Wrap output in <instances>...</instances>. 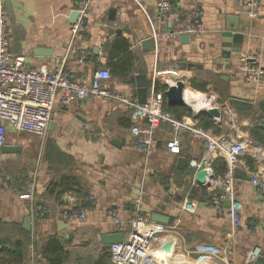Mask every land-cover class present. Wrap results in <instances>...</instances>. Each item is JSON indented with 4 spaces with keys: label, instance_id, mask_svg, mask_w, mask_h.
I'll return each mask as SVG.
<instances>
[{
    "label": "crops",
    "instance_id": "0c3cea01",
    "mask_svg": "<svg viewBox=\"0 0 264 264\" xmlns=\"http://www.w3.org/2000/svg\"><path fill=\"white\" fill-rule=\"evenodd\" d=\"M157 1L93 0L83 31L73 40V0H5L10 52L24 56L34 68L46 65L55 70L63 65L74 79L91 78L97 69L108 68L112 79L107 85L136 101L137 75L147 77V99L164 91L156 90V83L167 88L183 79L188 88L213 95L220 106L231 98L250 102V109L236 110V115L245 127L247 114L254 113L256 127L264 132L260 127L264 75L257 83L246 82L237 71L238 53L226 62L222 43L227 21L238 18L239 32L244 34L241 51L260 52L264 66V0L256 18L248 17L244 0H172L170 14L161 21ZM190 14L200 18L204 33L189 35L188 42L180 37L157 39L161 31L184 24ZM150 38L153 50L146 51L142 41ZM128 62L131 70H121ZM166 107L172 108L167 100ZM173 108L177 117L189 115L202 126L200 116L186 106ZM131 112L122 103L95 99L69 105L58 102L45 139L8 126L7 141L0 148V264H49L44 249L51 236L60 238L68 250L64 264H98L102 258L103 264H111L110 245H104L101 237L122 229L127 232L136 198H141L149 222L168 229L158 239H176L177 254L195 262L208 259L223 264L225 257L231 264H255L249 262L248 253L260 248L264 258V199L250 181L236 178L243 208L239 228L229 242V207L214 206L222 187L198 184L189 166L194 154L198 159L204 155V144L197 146L195 139L184 134L182 153L171 155L166 149L171 128L163 125L146 156L131 134ZM211 119L214 127L208 128L215 133L233 132L228 117L220 124ZM181 157L187 162L180 164ZM225 168L224 160L218 159L215 177L223 176ZM239 169L247 176L250 171L264 174V151L257 158L247 157ZM29 190L33 198L21 199ZM186 199L196 206L195 213L182 209ZM38 206L44 210L42 216ZM113 211L121 227L114 222ZM83 212V221L67 218V214ZM155 213L168 217L169 224L154 222ZM27 218L30 225L25 227ZM61 222L68 227L61 230Z\"/></svg>",
    "mask_w": 264,
    "mask_h": 264
},
{
    "label": "built area",
    "instance_id": "2783aa9c",
    "mask_svg": "<svg viewBox=\"0 0 264 264\" xmlns=\"http://www.w3.org/2000/svg\"><path fill=\"white\" fill-rule=\"evenodd\" d=\"M73 3L74 10L78 12L77 21L72 26L74 40L84 29L93 0H73ZM244 4L248 17L259 16L260 0H244ZM156 8L159 20H164L172 10V0H158ZM8 23L5 0H0V148L7 141L8 126L17 133L45 139L58 102L69 105L79 100L95 99L122 103L132 111L130 131L137 138V144L146 156H149L156 142V130L163 125L171 128V137L166 143V149L171 155L179 156L182 153L181 140L184 134H189L193 139L204 144V155L200 159L190 161L189 166L195 173L206 170L207 181L216 187H222L221 193L214 199V206L219 209L226 201L230 203L228 214L232 232L229 234V242H232L239 228V214L243 208L236 191L235 171L244 164L247 157L257 158L264 151V147L255 144L249 134L243 130V124L234 108L228 103L220 106L213 95L202 93L208 99L202 109L218 108L223 112L221 120L228 117L232 123L233 132L217 134L213 128H204L194 122L191 116L177 117L167 109L165 91L168 87L164 91L156 92L144 104H139L136 100L119 95L107 85L112 79L108 68L97 69L91 78L74 79L66 73L63 65L55 70L49 69L46 65L30 67L24 56H14L10 52ZM205 31L206 28L200 18L196 14H190L184 24L161 31L157 39H178L183 34L199 35ZM237 71L246 82H259L264 75L262 54L251 50L239 52ZM181 81L185 82L186 89V81L183 79ZM217 121L220 124V119ZM218 159H223L226 165L221 177H215L213 171ZM249 176L251 186L264 199V174L260 171H250ZM20 198L31 200L32 190L22 194ZM132 207L127 232L122 229L123 242L109 246L112 264H213L208 259L195 262L187 255L177 254V250L173 260L165 257L161 248L168 238L158 239V235L168 229L163 225L149 222L142 212L141 198L132 199ZM182 209L195 213L196 206L191 200L186 199ZM36 210L39 216L44 214L41 206ZM116 214L117 212L113 211L112 217L117 226L121 227L122 222ZM67 218L70 221H83L86 214L71 213L67 214ZM260 254V248L251 250L248 253L249 262H255ZM222 260L223 264H231L228 258L223 257Z\"/></svg>",
    "mask_w": 264,
    "mask_h": 264
},
{
    "label": "water",
    "instance_id": "95a60500",
    "mask_svg": "<svg viewBox=\"0 0 264 264\" xmlns=\"http://www.w3.org/2000/svg\"><path fill=\"white\" fill-rule=\"evenodd\" d=\"M8 13H10V10L8 9ZM78 18V12L74 11L71 15V21L72 23H75ZM238 19V18H237ZM234 21V18L229 19L227 21L225 29L222 33V43H223V58L226 62H229L231 54L232 53H239L242 50V43L244 41V34L239 32L240 29V23L239 20ZM231 21V23H230ZM180 39L182 41L188 42L189 35L183 34L180 36ZM153 39H145L142 41V46L144 50L146 51H152L153 50ZM98 51L97 48L95 50ZM147 77L145 74H140L136 76V86H137V93H138V103L144 104L147 101ZM185 90V82L184 81H177L176 84L169 85L167 90L165 91V96L167 100V104L169 107H181L186 106L190 111L195 113L196 117H199L202 114H206L212 118L216 119H222L223 118V112L222 110L218 108H210V109H194L190 104H188L185 100L184 95ZM228 105L235 110H247L252 107V104L250 102L231 98L228 101ZM260 127L264 129V118L261 120ZM197 146L200 145V141H195ZM117 141L114 140L113 144L117 146ZM198 156L194 154L193 160H197ZM182 162L186 163L187 160L184 158L179 159V163ZM207 171L206 170H200L195 175V181L205 187H209L211 184L206 179ZM236 178L244 179L247 181H250V176H247V174L241 170L237 169L235 171ZM226 207L230 206V203L228 201L225 202ZM152 220L154 222L163 223L165 225L169 224V218L166 216H162L160 214L155 213L152 216ZM25 227H28L30 225V218H27L24 222ZM68 227L67 223L61 222L59 223V228L62 230L64 228ZM102 243L106 246L112 245V244H120L124 240V232H118V233H110V234H104L102 237ZM177 241L172 238H168L166 242L163 244L161 251L163 252L164 256L167 257L170 260H173L174 255L177 250ZM255 264H264V258L262 256H259L256 259Z\"/></svg>",
    "mask_w": 264,
    "mask_h": 264
},
{
    "label": "trees",
    "instance_id": "16d2710c",
    "mask_svg": "<svg viewBox=\"0 0 264 264\" xmlns=\"http://www.w3.org/2000/svg\"><path fill=\"white\" fill-rule=\"evenodd\" d=\"M131 70V64L128 62L127 66L123 65L120 67L121 70L123 69ZM133 77V76H132ZM192 87L197 88V84L195 82H192ZM156 90H166L165 86H160L158 83H156ZM202 88V87H199ZM167 108V107H166ZM169 109V108H167ZM170 111H175V109L172 107L169 109ZM200 123L202 124L203 127L208 128V127H214V122L211 119L210 116L206 114H202L199 117ZM252 138L254 140H259L262 144H264V132L259 130L258 127H253L251 129V134ZM68 250L65 249L64 247V242L58 238L57 236H51L46 244V247L44 249V255L48 261L49 264H64L65 261L68 258ZM98 264H103V258L102 261H100ZM112 264V263H111Z\"/></svg>",
    "mask_w": 264,
    "mask_h": 264
},
{
    "label": "bare ground",
    "instance_id": "6f19581e",
    "mask_svg": "<svg viewBox=\"0 0 264 264\" xmlns=\"http://www.w3.org/2000/svg\"><path fill=\"white\" fill-rule=\"evenodd\" d=\"M185 100L188 104H190L193 108L198 109L205 106L208 102V99L205 97L204 94L200 92H196L186 86L185 89Z\"/></svg>",
    "mask_w": 264,
    "mask_h": 264
},
{
    "label": "rangeland",
    "instance_id": "374dc122",
    "mask_svg": "<svg viewBox=\"0 0 264 264\" xmlns=\"http://www.w3.org/2000/svg\"><path fill=\"white\" fill-rule=\"evenodd\" d=\"M258 118L255 116L254 113H249L247 114V120H245L247 122V125L245 127H243V130L244 131H249L250 134H251V129L257 125L258 123ZM249 134V135H250ZM252 138V136H250ZM253 141L257 142L259 145L263 146L264 147V144H262L258 139L257 140H254V138H252ZM254 142V143H255Z\"/></svg>",
    "mask_w": 264,
    "mask_h": 264
}]
</instances>
